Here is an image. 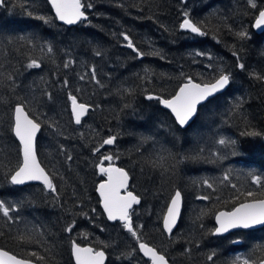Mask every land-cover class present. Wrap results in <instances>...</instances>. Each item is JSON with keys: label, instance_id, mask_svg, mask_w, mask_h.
Wrapping results in <instances>:
<instances>
[{"label": "trees", "instance_id": "1", "mask_svg": "<svg viewBox=\"0 0 264 264\" xmlns=\"http://www.w3.org/2000/svg\"><path fill=\"white\" fill-rule=\"evenodd\" d=\"M24 2L31 5L33 0ZM90 2L95 5L88 10L91 23L70 27L56 21L45 0H35V10L51 18L52 22L48 24L26 16L21 7L13 6L17 0H8L7 7H0V44L9 38L14 41L8 46L13 52L7 60L0 46V62L8 71L14 68L20 73L16 80L19 87L15 92L8 87L10 82L0 78V165L5 166L0 171L14 167L19 160L18 143L8 131L15 96H30L29 89L36 90L38 102L34 103V111L41 119L46 113L62 129V134L54 135L45 124L37 134L38 159L53 175L60 195L59 204L53 200V194L39 184L11 186L0 180V199L15 202L25 198L20 212L13 213L14 216L19 215V222L9 224L0 216V233H3L0 235V248L22 258H31L37 264H73L70 257L73 238L82 245L91 241L97 247H102L100 241H103L112 244L106 249L105 264H145L146 260L139 253L131 260L117 258L120 253L134 247L135 241L118 222H108L98 204L95 186L102 177L95 165L102 154L112 152L120 155L117 164L130 171L133 177L131 190L143 196L141 205L136 206L135 223L145 225L144 239L166 252L170 264H211L206 257L213 250L217 253L215 264H231L232 259L240 254L252 253L253 259L264 256V247L257 248L258 245L264 246V227L234 231L223 236H212L208 231L214 228L213 216L217 211L229 210L234 203L244 199L241 195L240 201H234L233 197L239 193L220 182L226 171L232 170L231 183L236 184L241 192L259 191L251 183L248 173L264 177V138L240 135L246 127L245 117L263 131L264 84L250 76L253 71L264 74V31L255 33L251 28L256 10L248 6L247 0ZM262 2L264 0H258V3ZM184 10L190 11L195 20L205 21L209 35H192L181 30L179 24ZM227 25L233 31L247 29L251 39L240 41L229 33ZM120 32H128L136 46L147 54L138 58L132 49L125 46L126 41ZM33 34L41 42L48 41L54 46L51 58L41 53L39 47L30 48L26 42L16 39ZM233 46L236 49L243 46L241 55L246 70L236 66ZM16 48H20L19 53L14 51ZM96 48L103 52L102 56L94 55ZM196 52L210 53L214 59L209 61L195 56ZM28 56L42 58V67H22ZM69 58L76 63L64 69L63 62ZM194 60L197 62L193 63ZM209 63L214 65L212 70L205 68ZM92 66H95L103 87L93 82L90 76L84 81L79 80V75L88 72ZM218 67L232 73L233 84L224 94L212 98L211 103L199 106L191 126L186 129H178L169 112L162 109L157 100L146 98L149 93L165 98L174 94L185 81L181 72L193 76L197 82H206ZM145 68L151 69L147 75ZM64 78L69 80V88L62 86ZM37 89L51 91L53 99L49 101L42 97ZM69 91L82 102L94 106L82 119L81 125L72 120ZM240 97L245 101L243 108L230 112ZM125 104L130 107L125 108ZM110 135H116L117 142L93 154V148ZM143 137L151 139L142 143ZM220 137L238 140L240 154L230 155L227 149L216 145L215 141ZM61 146L73 156L72 161H66L65 155L60 154ZM198 147L219 149L227 158L216 159L208 151L196 153ZM162 148L177 157L195 155L197 158L176 164L174 174L165 173L161 168H152L149 163ZM173 163L168 160L165 166L170 168ZM203 179L214 181L215 191L203 186L200 183ZM177 188L182 192L183 204L181 217L170 239L160 222L166 204ZM205 194L211 199L203 201L196 198ZM78 202H82L83 209L89 212L91 221L78 214ZM91 208L97 212L91 213ZM201 210L206 215L200 216ZM72 220L76 226L72 233H67L64 229ZM201 223L203 229L199 227ZM29 230L33 231L34 241L40 243L18 239L21 233ZM81 233H87L88 239H84ZM235 240L240 243H233ZM49 246L52 247L51 254L45 251ZM185 248H190L191 252L182 254ZM31 251L45 256V261L28 257L27 253Z\"/></svg>", "mask_w": 264, "mask_h": 264}, {"label": "snow or ice", "instance_id": "2", "mask_svg": "<svg viewBox=\"0 0 264 264\" xmlns=\"http://www.w3.org/2000/svg\"><path fill=\"white\" fill-rule=\"evenodd\" d=\"M248 6L255 9L257 15L254 17V24L252 27L264 31V2L258 3V0H247ZM47 4L51 6L54 11L55 19L62 22L64 25L73 26L81 23L90 24L88 10L95 7L94 3L90 0H47ZM8 0H0V7H7ZM13 6H19L22 8L24 14L28 17L42 21L45 24L51 23V18L45 16L36 11V3L33 0L31 5H28L24 0H17V3ZM123 7V5H120ZM143 9H141L142 11ZM182 20L179 24L181 30L187 31L198 36L209 35V29L205 21H197L192 16L190 11L184 10L182 12ZM151 18V17H149ZM226 19V18H225ZM227 29L230 34L234 35L240 41H247L251 39V35L247 29L242 28L237 31H233L230 25H227ZM115 35V33H114ZM120 36L126 41V47L132 49L136 53L138 58H143L147 53L142 51L136 46L128 32H120ZM216 38L215 36L213 37ZM17 41H24L30 48L39 47L41 53H44L49 58L52 57L55 49L54 46L48 42H41L40 38L35 34L30 36H19ZM14 41L12 39H6L0 44L3 47V54L5 59L12 54L13 50L8 46L12 45ZM23 47V45H21ZM16 53L20 52V48L14 49ZM244 51L243 46L236 49L233 46L232 55L236 58V66L240 70H246V65L243 62L241 53ZM159 55V53H153ZM94 55L100 57L103 52L96 48L94 49ZM264 55V53H262ZM195 56L205 57L209 61H213V56L210 53L196 52ZM161 59L164 57L161 55ZM54 62V60H53ZM197 61H193L196 63ZM76 63L75 60L69 58L63 62V68L68 69ZM10 64V61H9ZM43 65L42 58H33L28 56L27 63L22 67L25 69H40ZM205 68L212 70L214 68L213 63L205 65ZM0 69H4L0 72V78L10 82L8 87L15 92L19 85L16 83L19 72L13 68L12 71H8L4 68V64L0 62ZM145 74H149L151 69L145 68ZM6 73V75H5ZM184 76L185 82L175 91L174 94L165 98L162 95H154L149 93L147 95L148 100H157L165 109L170 110L172 116H174L175 124L178 129H186L190 127V122L197 115L199 106L204 103H211L212 98H216L217 94H224L233 84V75L230 71H225L222 67H218L215 70V74L206 82H197V80L191 75ZM90 76L91 80L97 85L101 84V81L97 78V72L95 66H92L88 72L79 75V80L84 81ZM250 76L258 82L264 84V74L253 71ZM43 77L41 80L43 81ZM62 86L69 88V80L64 78L62 80ZM42 97H46L49 101L53 99L51 91L46 89H37ZM32 93L30 96H15L16 102L10 109V117L8 122V131L12 137H14L17 144L18 163L14 167H7L6 171H0V180L11 186H23L32 181L41 182L46 192L53 194V200L59 204L60 195L53 182V175L42 166L38 159L37 151V134L41 132L42 126L45 124L52 130L54 135L62 134L58 122L47 117L44 113V119L34 111V103L38 102L33 89H29ZM80 91L79 88L76 89ZM68 100L71 103V115L76 125H81L82 119L88 115L89 111L93 109V105L82 102L78 99L77 95L71 91L68 92ZM244 98L240 97L230 108V112H237L243 108ZM95 107H98L95 106ZM125 108L130 107L129 104L124 105ZM246 127L244 131L240 133L243 137H261L264 138V131L258 130L251 122L247 121L245 117ZM118 137L116 135H110L102 140V142L95 148H93V154L101 152V149L105 146L114 145L117 142ZM151 137H143L142 143L148 141ZM216 145H219L223 149L228 150L230 155H239V141L231 137H220L215 141ZM139 151V149H137ZM196 153L203 154L208 151L210 155L216 159H226L227 156L222 154L219 149L212 150L204 147H198ZM164 153H167L165 156ZM60 154L65 155L66 161H72L73 156L61 146ZM195 159L197 156H180L173 155L168 149H161L160 154L154 160H150L152 168H161L165 173L174 174L175 166L179 162L185 159ZM120 160L118 153L109 152L102 154L99 162L95 165L97 173L103 177L96 188L99 193L100 204L103 209V213L106 215L108 221L119 223L120 227L127 232L130 237L135 241V246L131 247L129 251L122 252L117 257L118 259L131 260L137 253L142 254L147 258L145 264H170L169 258L166 252L159 250L155 245L150 244L144 239V224H137L134 221V216H137L136 206L141 205L143 196L133 190H131L130 181L133 177L130 175V171L126 170L117 164ZM172 160L175 163L171 167H166V162ZM4 165H0V168H4ZM143 171V169H141ZM231 169L223 174L221 183H226L232 189H235L239 195L233 197L234 201H240L241 195L244 197L243 201L234 203V206L230 210L219 211L215 215L216 227L208 230L210 235L222 236L229 233L234 229H252L257 226L264 227V177L256 175L254 173H248L251 177V183L259 189V191L247 190L241 192L238 186L231 183ZM62 178V177H61ZM208 189L215 191V182L208 179H203L200 182ZM198 200L207 201L211 199L210 195H199L196 197ZM219 199V198H218ZM25 198H21L15 202H10L5 199H0V216L6 219L9 224L17 223L20 220L19 215L14 216L13 213H19ZM183 204L182 192L180 189H176L171 195L169 202L166 205V211L162 217L163 231L171 239L173 236V230L176 228L177 223L181 217V210ZM62 207V205H60ZM77 207L80 208L79 215L92 220L89 212L83 209L82 202L77 203ZM91 213H96L95 208L90 209ZM206 215L204 210H201L200 216ZM200 217L198 216L197 219ZM76 226L75 220L69 223L64 231L72 233ZM201 229L204 225H199ZM104 229L101 228V231ZM3 233H0L2 235ZM41 236L43 233H39ZM84 239H88L87 233H81ZM18 239L26 241L28 243H40V241H34L33 231L29 230L27 233H21ZM47 243V241H45ZM233 243H240L239 240L233 241ZM102 247H97L96 244L89 241L87 244L78 243L75 238L71 240V255L74 259V264H105L107 259L106 249L112 247V244L100 241ZM199 245H197L198 247ZM264 247L258 245L257 248ZM46 252L51 254L52 247H46ZM190 248H185L182 254H189ZM28 257H34L35 261H45V256L40 255L36 251L27 253ZM217 253L215 250L211 251L206 259L211 264H215V258ZM0 264H34L31 258H22L17 254H14L4 248H0ZM231 264H264V256H258L255 259L252 258V253L247 255H236Z\"/></svg>", "mask_w": 264, "mask_h": 264}, {"label": "water", "instance_id": "3", "mask_svg": "<svg viewBox=\"0 0 264 264\" xmlns=\"http://www.w3.org/2000/svg\"><path fill=\"white\" fill-rule=\"evenodd\" d=\"M46 1V3H47V0H45ZM180 1H185V0H180ZM49 5V4H48ZM49 7H50V9H51V6L49 5ZM51 12H52V14L54 15V17H55V14H54V11L51 9ZM59 24H62V25H64L62 22H60V21H58V20H56ZM254 24V20H253V22H252V24H251V28H252V30L255 32V33H261L262 31L261 30H259V29H256V28H254V27H252V25ZM64 26H66V27H70V26H68V25H64ZM74 26V25H73ZM187 32V31H186ZM189 33V32H188ZM190 34H192V33H190ZM193 35H196V34H193ZM185 81H183L179 86H178V88L184 83ZM178 88L175 90V91H177L178 90ZM175 93V92H174ZM146 98H147V96H146ZM158 104H159V106L162 108V109H164V110H167V109H165L159 102H158ZM69 110H70V113H71V103H70V106H69ZM168 112H169V114L171 115V117L173 118V120H174V116H172V114L170 113V110H167ZM72 116V115H71ZM72 120H73V118H72ZM74 122V121H73ZM174 122H175V120H174ZM262 128H263V131H264V113H263V115H262ZM17 142V141H16ZM18 143V142H17ZM104 179V178H103ZM101 181V180H100ZM99 181V182H100ZM98 182V183H99ZM30 183H32V184H39V185H41L43 188H44V186H43V184L41 183V182H38V181H32V182H29V184ZM98 183L96 184V186H95V193H96V195H97V197H98V204H99V207H100V209H101V211H102V213H103V209H102V207H101V204H100V197H99V193L96 191V188H97V185H98ZM28 184V183H27ZM174 193V192H173ZM172 193V194H173ZM170 199V198H169ZM168 202H169V200H168ZM167 202V203H168ZM167 205V204H166ZM230 210V209H229ZM166 211V207H165V209H164V212ZM219 211H226V210H219ZM219 211H217V212H219ZM164 212H163V214H164ZM216 212V213H217ZM216 213L214 214V216H213V224H214V228L216 227V221H215V215H216ZM103 215H104V217H105V219L107 220V218H106V215L103 213ZM162 217H163V215H162ZM108 221V220H107ZM108 222H111V221H108ZM160 224H161V228H162V230H163V227H162V218H161V222H160ZM261 226H257V227H255V228H252V229H247V230H254V229H257V228H260ZM240 230H245V229H234V230H231L229 233H231V232H234V231H240ZM164 232V231H163ZM165 233V232H164ZM166 234V233H165ZM226 234H228V233H226ZM226 234H224V235H226ZM167 235V234H166ZM168 236V235H167ZM212 236H214V235H212ZM223 236V235H222ZM139 255L143 258V259H145V260H147V258H145V257H143L142 256V254H140L139 253ZM70 257H71V260H72V263L74 264V259H73V257H72V255H71V246H70ZM34 264H37V263H35L34 262Z\"/></svg>", "mask_w": 264, "mask_h": 264}, {"label": "flooded vegetation", "instance_id": "4", "mask_svg": "<svg viewBox=\"0 0 264 264\" xmlns=\"http://www.w3.org/2000/svg\"><path fill=\"white\" fill-rule=\"evenodd\" d=\"M102 179H103V177H102ZM102 179H101V180H102ZM100 210H101V209H100Z\"/></svg>", "mask_w": 264, "mask_h": 264}, {"label": "bare ground", "instance_id": "5", "mask_svg": "<svg viewBox=\"0 0 264 264\" xmlns=\"http://www.w3.org/2000/svg\"><path fill=\"white\" fill-rule=\"evenodd\" d=\"M229 234V233H228Z\"/></svg>", "mask_w": 264, "mask_h": 264}]
</instances>
